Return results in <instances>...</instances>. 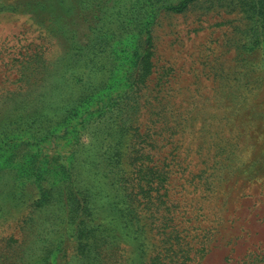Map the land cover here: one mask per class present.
I'll return each mask as SVG.
<instances>
[{"label": "rangeland", "instance_id": "374dc122", "mask_svg": "<svg viewBox=\"0 0 264 264\" xmlns=\"http://www.w3.org/2000/svg\"><path fill=\"white\" fill-rule=\"evenodd\" d=\"M0 264H264V0H0Z\"/></svg>", "mask_w": 264, "mask_h": 264}, {"label": "trees", "instance_id": "16d2710c", "mask_svg": "<svg viewBox=\"0 0 264 264\" xmlns=\"http://www.w3.org/2000/svg\"><path fill=\"white\" fill-rule=\"evenodd\" d=\"M183 7V4L179 5V6H175L174 9L175 10H180ZM150 38V35L148 36V39Z\"/></svg>", "mask_w": 264, "mask_h": 264}]
</instances>
